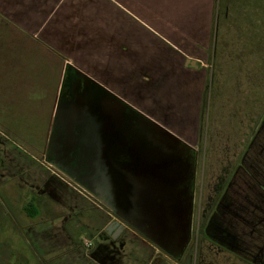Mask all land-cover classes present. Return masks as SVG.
Here are the masks:
<instances>
[{"label": "crops", "instance_id": "obj_1", "mask_svg": "<svg viewBox=\"0 0 264 264\" xmlns=\"http://www.w3.org/2000/svg\"><path fill=\"white\" fill-rule=\"evenodd\" d=\"M215 12L216 0H0V24L24 35L0 36V124L10 122L12 115L28 119V108L32 107L31 87L26 85V95L17 97V89L11 84L13 75L32 70L30 61L37 57L39 70L47 71L51 65L56 72L43 160L15 149L4 155L11 158V152L16 151L17 156L11 158L15 163L5 168L0 165V194L5 202L20 205L30 241L42 233L51 232L52 239L61 233L54 245H49L48 239L39 241L40 253L31 248L37 259H31L30 264H71L72 257L79 256L82 241L86 243L79 239V233L94 223L95 219L85 217L89 210H99L103 223L93 238L101 244L92 248V259L84 255L88 264H127L120 260L127 256L123 253L128 241L122 238L124 234L137 237L153 254L161 251L178 264L128 224L114 234L107 233L106 227L120 218L56 175L59 170L53 169L47 148L67 71L79 72L98 83L197 148L202 94L214 59ZM16 41L25 44L18 53L9 47ZM31 42H38L51 53L32 51ZM221 52L224 55L226 48ZM15 58L23 60L18 67L12 63ZM256 124L243 151L232 153L238 160L226 173L214 206L208 205L214 199L207 204L200 232L204 240L247 264H264V112ZM203 164L199 170L197 165L196 171L197 179L201 170V184ZM207 171L212 172L210 168ZM18 192L28 195L23 204L11 196ZM59 250L70 253L69 258L54 262L51 254Z\"/></svg>", "mask_w": 264, "mask_h": 264}, {"label": "water", "instance_id": "obj_2", "mask_svg": "<svg viewBox=\"0 0 264 264\" xmlns=\"http://www.w3.org/2000/svg\"><path fill=\"white\" fill-rule=\"evenodd\" d=\"M76 75L86 88L75 102L58 104L55 115L67 117L72 149L60 157L66 166L75 163L72 171L80 180L68 173L71 167L51 163L53 169L120 218L107 227L109 233L128 224L163 251L183 239L182 254L192 226L197 149L98 83ZM156 257L166 259L160 253Z\"/></svg>", "mask_w": 264, "mask_h": 264}, {"label": "rangeland", "instance_id": "obj_3", "mask_svg": "<svg viewBox=\"0 0 264 264\" xmlns=\"http://www.w3.org/2000/svg\"><path fill=\"white\" fill-rule=\"evenodd\" d=\"M0 36H16V38H18L19 36L22 37L24 35L21 32L14 33L10 30V28L5 27L1 23ZM31 44L32 51L34 52L43 50L42 52L51 53L50 51H47L45 47L43 48L38 42H31ZM24 46V43L22 45L21 42L16 41L15 43L10 44L9 47L13 52L18 53L23 50ZM1 47V49L5 48L4 45H1ZM37 58L38 59H32L30 61V63L34 66L32 70L27 69L24 72V70L19 68L23 72L13 75L11 79L12 87L17 89V91H15V95L17 97L22 98L26 95L25 86L27 85L32 89L33 98L31 101L32 107L28 108V119H19V117L12 115V118L8 119L10 122L0 124V133L4 134L2 136L0 135V165L2 168H5L7 164L15 163L11 160V158H15L17 156L15 153L17 152L25 154L29 153L36 156L38 160H43L42 153L48 138L47 128L49 126L46 117H48L47 115L50 114L51 110L53 96L51 89L53 88V84L55 82L54 80H56L54 77L56 72L51 70L53 67L51 65H47V71L43 72L39 70L41 61L39 57ZM12 63H16L15 66L18 67L21 63H23V60L15 58L12 60ZM5 79L2 80V84H5ZM38 92L41 93L39 97ZM9 95H13V93H10ZM27 95H29L28 92ZM46 103L49 104L48 113L46 111ZM25 121L28 122L26 123ZM222 132V128H220L218 133L221 134ZM228 142L229 141H226L225 145H227ZM15 149L17 152H11V158L4 156L6 151H14ZM237 160V156H224L220 162L222 166L216 165L215 169L214 166L211 165L210 170L212 172H210V174H208V168L204 170V181L202 184L199 177L201 170L198 171V177L194 187L191 238L187 251L182 261L178 262V264H185L187 257H189V264H247L227 251L220 249L216 244L204 240L198 231V226L202 221L203 213L206 212L207 204L210 203V201L217 194L216 187L220 183L218 180L222 179L223 182V178H225L226 173L229 172V169L236 163ZM197 161L199 163V170L202 163L201 156ZM55 174L65 179L61 174L56 172ZM212 175L214 177H212ZM218 176L221 178L216 179ZM11 196H13L14 200H18L22 204L28 197V195H21L19 192L17 195L13 193ZM22 200L23 202H21ZM19 207L20 205H11L10 200L5 202L3 195L0 194V264H30L31 259H37V257L34 256L35 252L40 253L39 241L42 239H48L47 241H49V245H54L57 240L56 238L61 235V233L58 232V235L52 239L51 232L49 235H44L42 233L36 241H30L31 238L25 234L28 228L26 225L27 221H25V219H21ZM87 216L95 220L94 223L88 226L87 229H83L79 233V239H85L86 243L82 241V244L79 247V256L77 258L72 257L73 260L71 264H88L89 262L84 261V255L88 259L91 258L90 253L92 248L96 247L97 243L100 242L93 238H95V234L98 232L101 224L103 223V214L99 210H89L85 214V217ZM107 233L109 232L107 231ZM103 235H106V233L104 232ZM122 238L128 240L125 246V251L123 252L127 254V256H122L120 260H124L127 264H175L173 260L157 258V254H153V251H151L148 246H143L139 242L138 238H134L131 234H124ZM31 248L35 251L34 254ZM102 251L104 252V250H100V252ZM159 253H161V251ZM62 254H64V252L59 250L52 253L51 257L54 262H60L69 258L67 255L70 253H65L64 255ZM152 254L154 256L149 261V256L151 257Z\"/></svg>", "mask_w": 264, "mask_h": 264}, {"label": "trees", "instance_id": "obj_4", "mask_svg": "<svg viewBox=\"0 0 264 264\" xmlns=\"http://www.w3.org/2000/svg\"><path fill=\"white\" fill-rule=\"evenodd\" d=\"M214 36L197 144L205 170L222 166L224 156L241 153L264 112V0H216ZM218 181L220 189L208 204L211 207L224 184ZM203 228L201 221L199 232Z\"/></svg>", "mask_w": 264, "mask_h": 264}, {"label": "flooded vegetation", "instance_id": "obj_5", "mask_svg": "<svg viewBox=\"0 0 264 264\" xmlns=\"http://www.w3.org/2000/svg\"><path fill=\"white\" fill-rule=\"evenodd\" d=\"M73 72L74 71L66 72L62 80L60 92L58 93L57 104L64 105V104H69L71 102H75V99L79 97L82 91L86 88L85 86L86 81H84L80 75H76V73H73ZM66 118L67 117H62V118L56 117V121L51 130V143L48 144V148H47L48 156L47 157L52 163L58 165L61 168L71 167L69 168L68 173L72 175L74 178H77L78 180H80V177L79 176L76 177L75 173H73L72 171L74 163L72 165L66 166V163H65L66 160H63L62 156L60 157V155H62L63 153H68V149H72L70 148L72 142L67 137L68 130L66 129V126H67V122H65ZM196 149L198 151V159H199L200 151L198 147ZM75 152L78 153L79 150H75ZM197 165L199 166L198 161H197ZM218 189H220V187L219 188L216 187V193ZM188 196L189 195L187 192L184 198L185 202L187 201ZM193 203H194V198H193ZM191 232H192V226L188 230L189 242L191 238ZM189 242L187 246L184 248V252L182 254H180L179 251L181 249L183 239L180 240V243L177 246L172 245V242L169 243V251H166V252L171 257H173L175 260H178L179 262H181L187 251ZM187 262H189V257L186 258L185 264H187Z\"/></svg>", "mask_w": 264, "mask_h": 264}]
</instances>
